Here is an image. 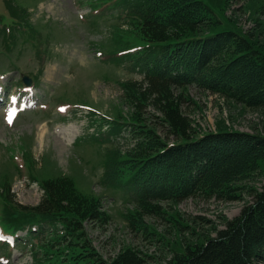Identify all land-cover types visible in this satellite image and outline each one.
<instances>
[{
  "label": "rangeland",
  "instance_id": "rangeland-1",
  "mask_svg": "<svg viewBox=\"0 0 264 264\" xmlns=\"http://www.w3.org/2000/svg\"><path fill=\"white\" fill-rule=\"evenodd\" d=\"M203 2L212 14L206 20L201 17L200 35L213 29L237 34L254 51L264 55V0ZM100 3V0H0V24L13 27L20 21L32 27L42 40L33 43L21 36L12 49L11 43H4L0 35V85L12 94L22 78H33L39 105L52 106L43 114L21 115L11 128L5 127L0 116V222L15 227L11 219L23 216L28 219L30 215L23 213L22 208L38 206L43 197L41 183L66 178L79 194L97 200L110 219L104 228L85 223L77 242L87 246L105 264H111L125 250L144 260V264H166L172 259L177 242L180 246L183 242H195V235L215 238L216 232L224 230L227 222L238 218L252 203L251 190L260 192L264 185V168L261 171L251 168L263 158L252 166L247 159L240 166L242 171L231 177L221 195L167 201L160 204L162 213L139 214L138 195L142 189L135 181H127L123 174L135 163L130 152L137 142L128 129L122 134L109 130L130 122L127 90L131 85L139 89L138 85L147 82L146 66L141 72L138 61L149 46L134 40L130 25L121 17L125 11L118 22L110 16L116 10H106L105 19L92 22L89 6ZM16 10L25 13L21 16ZM191 13L200 16L198 11ZM38 45L44 47L46 54L43 66L38 61ZM100 52L101 61L95 55ZM129 52L118 66L107 59ZM134 57V62L129 61ZM179 91L188 99L181 110L190 121L195 135L192 140L217 133L264 138V109L249 110L195 86ZM60 104L81 110L73 112L70 108L60 113L55 109ZM145 113L149 117L146 129L154 130L159 139L148 146L153 149L159 143L174 144L172 136L164 133L158 123L160 115L150 107ZM133 130L139 134L141 129L135 125ZM102 134L108 140H102ZM169 216L182 226L181 231L188 229L176 233L171 222L174 220ZM54 237L51 235L31 256L30 251L15 252L8 264H57L46 261L54 253L47 258L44 253V246Z\"/></svg>",
  "mask_w": 264,
  "mask_h": 264
},
{
  "label": "trees",
  "instance_id": "trees-1",
  "mask_svg": "<svg viewBox=\"0 0 264 264\" xmlns=\"http://www.w3.org/2000/svg\"><path fill=\"white\" fill-rule=\"evenodd\" d=\"M100 2L101 5L89 6L97 13L91 18L92 22L105 19L103 6L108 5L107 11H117L110 15L113 21L118 22L124 17L134 40L149 46L138 61L141 72L146 66L147 82L138 85L139 89L131 85L126 103L131 108L129 120L132 126L141 129L135 134L137 144L130 152L135 163L123 173L127 181H135V185L142 189L138 195L139 214L154 216L159 211L162 213L160 204L167 201L221 195L231 177L242 171L240 166L247 159L248 165L252 166L253 162L263 158L259 165L251 168V171H261L264 168L262 137L217 133L192 140L195 135L190 121L181 110L188 104V99L184 92L179 93V88L185 90L195 86L215 92L249 110L264 109V55L254 51L249 42L237 34L213 29L200 35L201 17L206 20L212 14L203 0ZM194 10L200 16L195 17L191 13ZM16 11L21 16L25 13ZM4 25L0 28V35L4 43H11L9 48L13 49L12 44L21 36L29 42H42L32 27L20 21L13 27ZM41 47L36 48L38 59L45 57ZM148 107L160 115L158 123L164 133L172 136L174 144L159 143L153 149L148 146V143L153 145L159 140L154 130L146 129ZM40 189L43 197L38 206L22 208L23 213L30 216L28 219L25 216L11 219L15 227L10 228L23 227L30 220L42 231L56 236L44 246L46 258L51 253L55 255L46 261L105 264L87 246L77 242L82 237L80 233L85 223L100 228L109 224L110 219L102 212L99 202L79 194L66 178L42 182ZM250 195L252 203L241 211L238 218L227 222L224 230L216 232L215 238L195 235V242L180 243L182 246L177 242L172 259L166 264H264V185L260 192L251 190ZM171 222L178 234L188 229L181 231L182 226L175 220ZM64 257L66 261L61 262ZM144 263L129 250L111 262Z\"/></svg>",
  "mask_w": 264,
  "mask_h": 264
},
{
  "label": "bare ground",
  "instance_id": "bare-ground-1",
  "mask_svg": "<svg viewBox=\"0 0 264 264\" xmlns=\"http://www.w3.org/2000/svg\"><path fill=\"white\" fill-rule=\"evenodd\" d=\"M43 132V131H42Z\"/></svg>",
  "mask_w": 264,
  "mask_h": 264
},
{
  "label": "water",
  "instance_id": "water-1",
  "mask_svg": "<svg viewBox=\"0 0 264 264\" xmlns=\"http://www.w3.org/2000/svg\"><path fill=\"white\" fill-rule=\"evenodd\" d=\"M27 84V83H26Z\"/></svg>",
  "mask_w": 264,
  "mask_h": 264
}]
</instances>
